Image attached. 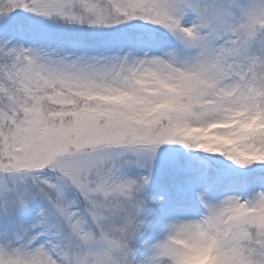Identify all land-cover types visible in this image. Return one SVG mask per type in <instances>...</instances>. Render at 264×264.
<instances>
[{"label": "snow or ice", "instance_id": "1", "mask_svg": "<svg viewBox=\"0 0 264 264\" xmlns=\"http://www.w3.org/2000/svg\"><path fill=\"white\" fill-rule=\"evenodd\" d=\"M0 264H264V0H0Z\"/></svg>", "mask_w": 264, "mask_h": 264}]
</instances>
